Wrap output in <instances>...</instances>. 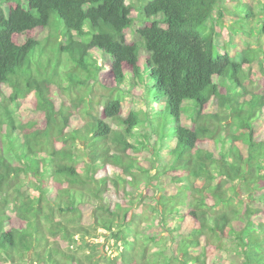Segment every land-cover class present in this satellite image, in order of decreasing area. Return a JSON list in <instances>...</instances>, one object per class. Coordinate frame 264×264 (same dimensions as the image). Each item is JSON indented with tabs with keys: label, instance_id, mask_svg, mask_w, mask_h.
I'll list each match as a JSON object with an SVG mask.
<instances>
[{
	"label": "trees",
	"instance_id": "16d2710c",
	"mask_svg": "<svg viewBox=\"0 0 264 264\" xmlns=\"http://www.w3.org/2000/svg\"><path fill=\"white\" fill-rule=\"evenodd\" d=\"M261 4L255 12L235 0H144L129 42L127 0H0L1 261L32 252L35 264H264V193L253 206L224 209L253 184L264 192ZM241 9L244 17L227 14ZM53 15L67 32L52 53L59 77L36 78L26 61L40 32L51 37ZM246 20L258 28L257 46ZM128 75L143 109H124ZM95 85L109 92L101 110ZM53 87L78 88L79 117L65 95L51 98ZM8 101L21 102L18 126ZM215 138L218 158L201 149ZM230 243L240 261L225 258Z\"/></svg>",
	"mask_w": 264,
	"mask_h": 264
},
{
	"label": "rangeland",
	"instance_id": "374dc122",
	"mask_svg": "<svg viewBox=\"0 0 264 264\" xmlns=\"http://www.w3.org/2000/svg\"><path fill=\"white\" fill-rule=\"evenodd\" d=\"M262 0H235V3H240L241 8H244L243 4L246 3H250V5H252L254 7L255 12H259L260 10H262V4H261ZM143 2L144 0H127V4L130 5L132 7V15L134 18V25L132 26V28L128 29L126 31V38L129 42H135L136 40H138L137 37V30L139 29V27L141 26L144 18L142 16V6H143ZM242 11V12H241ZM241 11H237V10H232L231 13H227L228 16H232L238 18L237 15L240 14V16L244 17L246 15V13L244 14L243 12H245L246 10L241 9ZM239 13V14H238ZM237 14V15H236ZM233 19V18H231ZM236 20H233V24ZM243 24L245 26V28H247V30L252 31L253 32V36H252V46H257L259 44V35H258V28L254 25V24H249V21H243ZM50 28V34L51 37L49 39H45L47 37V33L49 32L48 30H43V32H40V35L38 36V40H39V46L36 49V52H34L33 54H31L28 58H27V65L30 61L31 65L34 66V69H36V72L34 71V77L36 78H46L48 80H53L54 78L57 79L59 76V71H58V67L56 66L57 63V59H58V54L52 55V53L57 52L59 49V46L61 45V42H59L60 40L63 41L66 35V31L65 28L62 24V22L59 20L57 15H53L52 17V24L49 27ZM89 28V25L86 24V29ZM90 38V37H89ZM66 39V38H65ZM243 45V43L237 44L235 43V46H241ZM227 49L229 51V53L233 56V49L231 44H227ZM91 53H93L94 57H96L97 59H99V63L100 65H105L108 62V58L104 57L102 53H100L98 50H92ZM145 54V51L142 50L141 51V55ZM52 55V57H51ZM52 60V62L50 63L49 60ZM49 62V63H48ZM143 66V65H142ZM30 67V66H29ZM258 68V64H254L253 68L250 69L251 74H253V76L255 75L256 69ZM31 69V68H30ZM144 71H148V68L146 69V67H143ZM32 70V69H31ZM41 70L42 74L38 71ZM130 78V76L128 75L126 77L125 83L121 86L125 88V92L123 94H121L124 98V100H126L128 102V105L124 107V109L126 111H128V109L131 108H135L136 110H140L143 109L145 106V100L144 98H142V96H140V88H136V90L133 91H129L127 90L130 86V83L128 81V79ZM151 80V79H150ZM149 83H151V81H149ZM260 85L257 83V81L253 82V84H248L247 87V91L249 93H256L259 90ZM53 91L51 92V98L54 99L55 102H60L63 103V98L61 99L62 95L66 96V102L65 104L67 105V108H71L70 110L72 112H76V117H79L80 115V108L76 109L75 105L80 104L79 102V97L77 95V93H79L78 88L71 90V91H62V90H58L56 87H53ZM66 92V93H64ZM114 93V92H113ZM84 95V94H80V97ZM93 99H94V106L96 108V110H101L103 109L104 105L106 104V102L108 100H110L109 97V92L108 90H105V88L99 86V85H95V89H94V95H93ZM244 100H250V94H245V99ZM2 100H0L1 102ZM33 103H36V98L33 97ZM129 102H131L132 104L130 105ZM7 105V107L12 111V113L15 116V121H16V125L18 123H20V117L18 116V108L21 105V102L17 101L15 103H10L9 101L7 103H5ZM152 105L155 108V106H157V104H155V101L152 100ZM218 108L214 109V111H217ZM191 114V113H190ZM190 114L185 112L182 116V121L184 123H190L189 118ZM82 120V119H81ZM75 122H79L77 120L72 119V123L75 124ZM112 125V127L114 129H120L121 127L118 126L115 122L113 121H109ZM230 124V121L227 123ZM18 126V125H17ZM223 129V128H222ZM223 131L227 132V135L229 136L230 133L234 132L235 134L238 133V131L236 130V128L232 129L231 128H225L223 129ZM144 133V128L139 129L137 128L135 131L136 135H140ZM3 130L0 129V137H3ZM150 134V133H148ZM156 140V138L154 139ZM216 141L211 140L210 143H208L207 145H203L201 147V149L205 152H208V147H211L209 151L214 153V156L216 158H218L220 156V153L222 152V144L218 143V139L215 138ZM165 145V143H163ZM9 148V146H8ZM158 154V153H157ZM163 159V158H162ZM22 180L25 182H28V177H25V175L21 176ZM28 178V179H27ZM201 183V182H199ZM252 188L254 189L253 194L248 195V193H242L240 194V197L238 198V196L234 195L231 197V201H230V205L227 207L225 206V210H229L231 209H241L246 205V200L249 201L250 205H255V203H259L261 202V198L259 197L261 194H263V191L261 190V187L257 184H253ZM23 191L27 190V187H23L22 188ZM230 193V192H229ZM231 196V195H229ZM8 210H11V208H7ZM6 211L7 213H9L10 211ZM13 211V210H12ZM7 223V220L5 218V216H0V225H5ZM101 241V240H100ZM224 243H227L226 241ZM228 245V244H227ZM227 247H229L231 250L228 251L227 253L225 252V258L228 259L229 262H236V261H240L239 258H237L236 255V251H235V245L230 243ZM2 256V255H1ZM33 253L30 252L28 253L26 256H22L20 257L18 254L15 255L14 257V261L15 263L18 264H35V261L33 260L34 258L32 257ZM5 260L1 261V257H0V261L3 264H12V262L8 259V257L4 256Z\"/></svg>",
	"mask_w": 264,
	"mask_h": 264
}]
</instances>
